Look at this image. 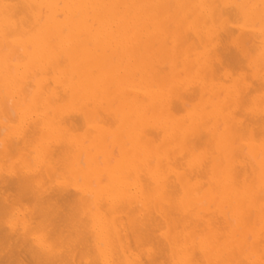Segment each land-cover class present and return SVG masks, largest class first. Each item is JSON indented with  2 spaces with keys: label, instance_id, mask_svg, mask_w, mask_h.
Masks as SVG:
<instances>
[{
  "label": "bare ground",
  "instance_id": "bare-ground-1",
  "mask_svg": "<svg viewBox=\"0 0 264 264\" xmlns=\"http://www.w3.org/2000/svg\"><path fill=\"white\" fill-rule=\"evenodd\" d=\"M264 0H0V264H264Z\"/></svg>",
  "mask_w": 264,
  "mask_h": 264
},
{
  "label": "rangeland",
  "instance_id": "rangeland-1",
  "mask_svg": "<svg viewBox=\"0 0 264 264\" xmlns=\"http://www.w3.org/2000/svg\"><path fill=\"white\" fill-rule=\"evenodd\" d=\"M262 116H264V115H262Z\"/></svg>",
  "mask_w": 264,
  "mask_h": 264
}]
</instances>
